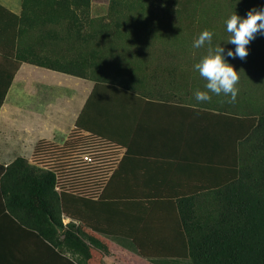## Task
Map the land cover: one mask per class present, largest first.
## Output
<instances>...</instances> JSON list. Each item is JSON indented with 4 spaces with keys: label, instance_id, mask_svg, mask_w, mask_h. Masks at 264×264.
Segmentation results:
<instances>
[{
    "label": "trees",
    "instance_id": "1",
    "mask_svg": "<svg viewBox=\"0 0 264 264\" xmlns=\"http://www.w3.org/2000/svg\"><path fill=\"white\" fill-rule=\"evenodd\" d=\"M148 1L109 0L106 17H90L92 38L98 39L99 34L98 23L94 26L95 20H102L100 31L107 37V48L116 43L117 38L111 36L124 34V30L125 35L135 34L130 31V22L142 24L139 34L168 35V29L154 28L148 19H144L145 16L138 17L145 14L144 10L150 4ZM29 2L33 9L42 10L44 16L47 11V19L55 24L73 18L75 24L81 25L82 19L78 14L82 12L89 20L91 0H22L23 6ZM172 2L179 4L177 13L188 16L203 8L228 7L229 12L244 18L250 9L264 8V0ZM69 5L76 12L68 10ZM0 8L12 24L9 46L13 57L12 75L19 63L26 61L91 77L95 81L75 120V128L62 145L38 141L30 160L17 156L6 166L0 164V210L8 212L6 215L15 226L30 228L37 236L50 239L53 246L61 250L68 247L82 257L90 256L93 248L107 251L106 245L93 235L100 234L128 240L135 251L151 264H264V33H257L246 46L252 61L248 60L241 66L238 57L226 55L228 49L235 50V45L226 42L230 38L225 26L227 19L224 22L214 20L225 27L221 30L224 37H212V47L224 48L225 61L239 75L236 106H219L216 113L207 112L211 117L202 122L198 113L201 111L188 108L189 112L196 113L186 120L187 130L198 133L201 123H204L208 132L202 137L198 133L197 145H189V149L196 148L195 152L188 153L185 162L188 165H192V161L200 162L197 159L201 158L200 146L206 153V161L216 165L217 170L214 171L213 183L207 182L208 176L199 177L191 184L196 187L175 197L163 195L162 187L131 184L134 162L129 138L133 133L131 118L123 113L116 117L110 115L109 110L101 106V99L111 104L114 100L119 102L135 95L117 85L116 81L107 80V72L101 78L98 54L93 52V59L88 61L80 54L73 58L52 57V54L38 48L41 43L46 47L51 45L48 37L58 41L61 35L58 33L33 36L32 41L21 48L20 38L24 34L20 27L22 17L1 5ZM105 18L109 19L107 24L110 26L103 29ZM68 37L70 35H65V39ZM60 44L55 43L56 46ZM207 47L198 50L205 54ZM108 65L106 63L105 66ZM8 85L6 82L2 97ZM202 85H206L204 78ZM217 96L227 102L230 99L223 94ZM98 100V108L89 114L90 104ZM115 122H119L118 126L127 122V128H115L112 126ZM122 135L126 138L120 137ZM49 152L52 156H46ZM86 153L95 159L105 156L106 164L103 167L84 161L82 155ZM198 175L196 172L195 176ZM19 211H27L32 216L22 218ZM64 217L70 219L66 224L63 223ZM70 264L74 263L70 261Z\"/></svg>",
    "mask_w": 264,
    "mask_h": 264
},
{
    "label": "crops",
    "instance_id": "2",
    "mask_svg": "<svg viewBox=\"0 0 264 264\" xmlns=\"http://www.w3.org/2000/svg\"><path fill=\"white\" fill-rule=\"evenodd\" d=\"M0 5L23 19L20 26L24 30L19 43L21 48L26 47L33 36L45 37L54 33L70 35V38L62 42L48 37L50 48L42 43L38 48L52 54V57L73 58L80 54L88 61L93 59L94 52L98 54L96 57L99 58L101 78L104 77V71L101 69L104 67L105 56L109 49L106 44L107 37L100 31L102 20L94 22L98 23L99 27L98 39L92 38L90 24L92 12H96L97 9L99 14L95 16H107L108 9L101 7L100 3L94 6L91 0L89 20L86 19L85 13L78 14L82 19V26L75 24L73 18H66L60 24H55L47 19V11L44 16L42 10L32 8L31 2L23 6L22 0H0ZM153 7L146 8L145 14L138 17L145 16L144 19H148L151 23L161 22L169 26L172 24L176 28L178 37L192 33L194 27L199 24L196 18L200 15L188 16L177 13V10H180L178 5L174 7L165 5L160 8L163 11H174L173 14L163 16L166 18H159L154 12L157 9ZM68 10L76 12L71 5ZM100 11L105 12L102 14ZM94 26L96 27L97 24ZM211 31L213 34L216 33L212 29ZM11 36L10 18L0 8V98H2L0 164L3 166L8 165L17 156L30 160L38 141L46 140L62 145L75 128V120L85 106L95 83L91 77H81L26 61L19 63L12 75L13 57L9 47ZM154 36L117 37L116 43L119 46L117 54L126 55L128 58L123 60L128 64H120L122 68L119 69L124 71L125 75L107 73L106 79L116 81L117 85L126 88L127 92L131 91L135 97L127 96L126 100L119 102L114 100L111 104L102 98L101 106L108 109L110 115L114 117L123 113L131 118L133 133L129 138L132 141L131 154L134 158L131 166V184L162 187L163 195L180 197L181 194H187L190 188L196 187L191 184H194L199 177L208 176L207 182L213 183L214 171L217 170L216 165L206 161V153L204 154L200 146L201 158H197L200 162L192 161V165L185 162L186 155L195 152L196 148L189 149V145H197L198 133L202 137L208 132L204 128L206 126L204 123H201L198 133L195 130H187L186 120L196 113L189 112L188 108L201 111L198 113L202 122L211 117L208 113H216L219 106L233 107L235 103L227 104L225 99L213 93H209L210 101L198 102L194 92L197 89L205 91L206 88L202 85L203 78L195 70L194 65L199 62L204 52L199 50L198 53L195 50L193 52V48L190 47L173 50L172 37L169 34ZM71 38L77 45H73ZM57 42L61 44L56 46ZM133 43L142 46H131ZM121 44L123 46H120ZM76 48H78L77 56ZM117 65L120 67L119 64ZM181 75L182 80H180ZM107 80L104 82L106 83ZM6 82L9 85L2 97ZM97 103L99 100L90 104L89 114L96 111L99 105ZM118 123H112V126L127 128V122L121 123V126L120 124L118 126ZM201 143H204L203 139ZM194 172L195 174L198 172L199 175L195 176ZM150 200L152 199L147 201ZM165 200L168 199H163ZM6 214L7 211L0 210V264H70V261L74 264H123L119 259L131 260L136 264H151L147 258L135 251L128 240L113 239L100 234L93 235L106 245V252L93 248L90 256L82 257L68 247H63L61 250L53 246L50 239L37 236L34 230L15 226ZM18 215L22 218L32 216L27 211H19ZM69 220L68 217H64L63 223L66 224ZM139 256L147 262L141 263Z\"/></svg>",
    "mask_w": 264,
    "mask_h": 264
},
{
    "label": "clouds",
    "instance_id": "3",
    "mask_svg": "<svg viewBox=\"0 0 264 264\" xmlns=\"http://www.w3.org/2000/svg\"><path fill=\"white\" fill-rule=\"evenodd\" d=\"M227 32L230 38L226 41L235 45V50L228 49L226 55L232 58L245 59L248 55L247 45L255 38L257 33H264V8L250 9L247 16L242 18L232 14L226 20ZM212 31L203 30L194 41V48L208 45L206 53L194 65L195 70L205 79V91L197 89L194 92L198 102L210 101L209 93L216 95L223 94L230 97L229 103H234L238 94L236 85L239 82V75L235 68L224 59V48L222 46L212 47Z\"/></svg>",
    "mask_w": 264,
    "mask_h": 264
},
{
    "label": "rangeland",
    "instance_id": "4",
    "mask_svg": "<svg viewBox=\"0 0 264 264\" xmlns=\"http://www.w3.org/2000/svg\"><path fill=\"white\" fill-rule=\"evenodd\" d=\"M172 1L173 0H150V1H148V2H150V4H148L147 8L151 9V6H154L153 9L154 8L157 9V10H154V12L159 16V18H166V17H163V16L167 15V14H170V13L173 14L174 11H169V10H167V11L164 10L163 11V10H160V8H162L165 5L172 6V7L179 5L177 3L175 4V2H172ZM175 1L183 2V0H175ZM93 2H94V6H98V4L100 3L101 7L108 9L109 0H93ZM104 12L105 11H100V13H102V14H104ZM92 14H93V16L99 14V10L97 9L96 12L93 11ZM197 14L200 15L199 17L196 18L197 21L199 22V24L194 27L195 30H193L192 33H189L187 35L182 34L180 37H178L177 34H176V28L173 27L172 24H171V26H167V25H164L161 22H155V23L152 22V27H154V28L159 27V28H162V29H168L166 31L172 37V49L173 50H176V48H177V50H181V49H187V47H190V48H193V50H192L193 52H195V51L197 52L198 48H194L193 47V43L198 38L199 34L205 29H208L210 31L212 29L213 31L216 32L215 34H213V36H223L224 37L223 32H221L224 24H221V23L216 24L215 21L216 22H224V19H228L227 16L232 15V13H231V11L229 12V8L228 7H224L222 9L203 8L202 11H198ZM203 16H206L208 19H211V21H209L208 19L204 18ZM107 22H109V19L105 18L103 20V25H104L103 29H106L107 27L110 26L109 24H107ZM209 23L211 25H213L214 27L211 26ZM94 24H96V23H94ZM130 24H131L130 25V31L131 32L134 31L135 34L131 33L129 35L136 36V37H144L146 35H152V34H149V33H141V34H139V31H140L139 29L141 28L142 24H140V23L137 24L136 22H130ZM133 28H134V30H132ZM191 28H193V27H191ZM125 31L126 30L123 31L124 34H118V35H116L114 37L111 36L110 38H115V37L117 38L118 36H127V35H125ZM160 35H163V34L155 35L154 37H158ZM227 35H230V34H227ZM64 39H65V36L59 35L60 42H62ZM71 40H72V38H71ZM72 42H74L73 45H77L74 40H72ZM188 42H189V44H188ZM73 45L71 44V47H73ZM139 45L142 46L139 43L131 44V46H139ZM110 46H109L110 50L108 49V52H107V54L105 56L104 67L101 70L104 71V72H107L109 74H113V75H125V72L120 70L119 68H122V65H120V64H125V65L128 64V62L127 63L124 62V60H126L128 57L126 55L122 54V53L117 54L118 53V47H119L118 43L110 44ZM120 46H123V44H121ZM205 46H207V44ZM211 46H213L212 42H211ZM77 50H78V48H76V52H75L76 55H78V51ZM238 59H239V62L241 64V66L243 65V63H246V61H248V60L252 61V58H249L248 55L243 60H241L240 58H238ZM106 63H107V65L109 64L108 67L105 66ZM117 64H119L120 67H118ZM129 64L131 65V62ZM250 65L254 66V63H251ZM125 71H126V69H125ZM180 80H182V75L180 76ZM241 91H243V89ZM240 98H244V96H241ZM241 101H243V100L241 99ZM17 115H15V116H17ZM17 128H18V126H17ZM33 131H35V129ZM46 156H52V152H49L48 155H46ZM107 243H109L108 240H107ZM118 257L122 258L120 256H118ZM119 260L123 264L124 263H126V264H136V263L131 262V260L130 261H128V260L122 261L121 259H119ZM139 260H140L141 263L142 262H147L146 259H144V258H142L140 256H139ZM146 264H148V263H146Z\"/></svg>",
    "mask_w": 264,
    "mask_h": 264
},
{
    "label": "built area",
    "instance_id": "5",
    "mask_svg": "<svg viewBox=\"0 0 264 264\" xmlns=\"http://www.w3.org/2000/svg\"><path fill=\"white\" fill-rule=\"evenodd\" d=\"M82 159H83L84 161H86V162H94V163H96V164L98 163V165H101V166H103V167H104V165L106 164V158H105V156H102V157H100L99 159H95L91 154L86 153V154H83V155H82ZM111 171H112V170H110V171H108V172L106 173L104 183H105L106 180L108 179V177H109ZM102 187H103V185H102Z\"/></svg>",
    "mask_w": 264,
    "mask_h": 264
}]
</instances>
